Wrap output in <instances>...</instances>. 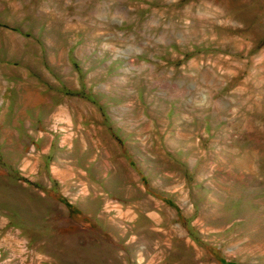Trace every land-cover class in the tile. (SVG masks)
I'll use <instances>...</instances> for the list:
<instances>
[{"label": "rangeland", "instance_id": "374dc122", "mask_svg": "<svg viewBox=\"0 0 264 264\" xmlns=\"http://www.w3.org/2000/svg\"><path fill=\"white\" fill-rule=\"evenodd\" d=\"M0 264H264V0H0Z\"/></svg>", "mask_w": 264, "mask_h": 264}]
</instances>
